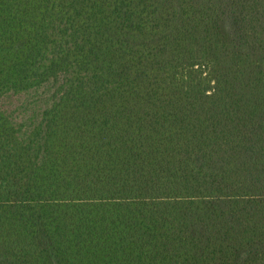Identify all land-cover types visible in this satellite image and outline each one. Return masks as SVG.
Returning a JSON list of instances; mask_svg holds the SVG:
<instances>
[{
    "label": "trees",
    "instance_id": "trees-1",
    "mask_svg": "<svg viewBox=\"0 0 264 264\" xmlns=\"http://www.w3.org/2000/svg\"><path fill=\"white\" fill-rule=\"evenodd\" d=\"M39 90L0 264H264V0H0V100Z\"/></svg>",
    "mask_w": 264,
    "mask_h": 264
},
{
    "label": "rangeland",
    "instance_id": "rangeland-1",
    "mask_svg": "<svg viewBox=\"0 0 264 264\" xmlns=\"http://www.w3.org/2000/svg\"><path fill=\"white\" fill-rule=\"evenodd\" d=\"M46 100L47 94L39 90L36 94L10 95L0 100V106L11 112L15 120L21 122L27 119L33 110L43 107Z\"/></svg>",
    "mask_w": 264,
    "mask_h": 264
}]
</instances>
